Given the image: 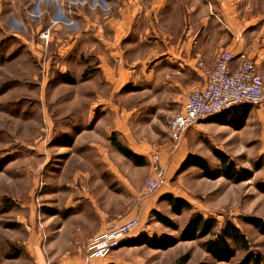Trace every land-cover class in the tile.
I'll list each match as a JSON object with an SVG mask.
<instances>
[{"label": "rangeland", "instance_id": "1", "mask_svg": "<svg viewBox=\"0 0 264 264\" xmlns=\"http://www.w3.org/2000/svg\"><path fill=\"white\" fill-rule=\"evenodd\" d=\"M86 1L89 8L100 3ZM84 8L82 0H0V263L32 264L34 257L29 249L36 243L46 257H51L48 251L54 252L50 245L55 228L47 220L54 213L59 222L63 219L65 183L76 161L69 158L70 152L115 150L103 128L95 127L89 138L98 147L88 146V138L75 142L81 131L92 130L100 118L109 122L106 113L95 105L104 99L120 108V126L112 134L114 140L145 160L160 156L167 179L158 194L165 192L190 204V209H183L179 215L168 203L162 205L159 213L174 222V229L157 223L151 213L139 222L135 237L127 239L130 242L144 233L166 235L175 238L176 245L164 250L146 245L117 247L111 254L117 264H176L181 258L178 264H242L247 252L260 255L264 264V234L244 221L254 217L264 222V106H249L243 117L215 116L200 122L187 130L186 141L173 143L168 121L181 111L189 92L187 79L183 94L170 93L161 76L151 79L148 71L154 70L153 64H146L147 77L141 72V78L128 81L112 97L106 90L99 95L84 94V89L95 90L99 85L97 80H84L99 72L98 64L85 49H69L67 43L79 34L75 29L79 18L76 15V23L64 27L67 21L62 15L65 10L83 13ZM53 24L61 25L58 35ZM145 51L143 45H133L125 48L124 57L133 64L143 59ZM152 72L155 74L156 69ZM101 85L106 88L104 82ZM214 150L225 154L237 170L250 177L233 183L224 177L207 179L196 167L180 171L182 162L192 153L219 174L221 164ZM113 162L121 169L134 166L130 160L124 163L114 156ZM197 214L216 219L218 229L226 221L233 222L244 234L248 251L230 243L231 255L220 260L202 246L211 236L179 241L180 232ZM60 248L70 249V243L60 241L55 253Z\"/></svg>", "mask_w": 264, "mask_h": 264}, {"label": "crops", "instance_id": "2", "mask_svg": "<svg viewBox=\"0 0 264 264\" xmlns=\"http://www.w3.org/2000/svg\"><path fill=\"white\" fill-rule=\"evenodd\" d=\"M82 2L86 5L83 13L65 10L62 15L67 21L64 27H72L76 23L73 18H79L75 25L79 34L67 43L69 49H85L86 55L94 56L98 64L99 72L85 76L84 80H97L99 85L95 90L84 89L86 95L104 94L106 90V94L112 97L128 81L141 78V72L146 77L151 75V79L161 76L163 83L171 88L170 93L183 94L184 79L188 80L187 91L204 86V68L199 64L212 68L221 50H229L235 56L247 53L253 58L257 73L264 78V0H100L92 8L86 0ZM53 26L58 35L61 25ZM133 45H143L146 51L142 60L128 64L124 57L127 54L125 48ZM146 64H153L154 68L148 74H145ZM155 69L154 74L152 71ZM103 82L106 88L101 85ZM99 101L101 103L95 105L106 113L109 122L100 118L92 130L81 131L75 142L79 138H88V146L98 147L89 140L95 129L103 128V134L108 138L116 133L120 126L118 104L104 102V99ZM184 103L185 99L181 110ZM93 107L92 104L89 109ZM233 112L232 108L216 117L235 118L237 115ZM183 147L180 152H183ZM157 155L149 156L146 166L121 169L118 163L113 162V156L124 163L127 159L116 149L72 150L69 158L76 161L65 183L63 219L59 222L58 215L54 213L47 220L55 228V239L50 245L54 252L48 251L51 257H46L36 243L29 249V254L34 257L32 264H117L112 253L105 259L88 258L86 245L89 239L113 224L128 219H138L141 223L167 203L159 199L167 195L165 192L158 194L159 190L156 198L141 195L144 180L154 168L164 167ZM190 155L195 156L188 153L187 157ZM171 171L172 166L169 173ZM130 237L134 238V233ZM60 241L70 243V249L60 248L61 251L55 253ZM4 254L6 260L7 252Z\"/></svg>", "mask_w": 264, "mask_h": 264}, {"label": "built area", "instance_id": "3", "mask_svg": "<svg viewBox=\"0 0 264 264\" xmlns=\"http://www.w3.org/2000/svg\"><path fill=\"white\" fill-rule=\"evenodd\" d=\"M199 66L204 68V86L191 89L182 110L168 121V135L175 144L182 140L190 127L228 112L235 106H264V78L257 73L255 62L247 53L235 56L229 50H221L212 68H205L202 63ZM165 182V169L161 166L154 168L142 184V197L153 196ZM138 229V219L113 224L89 239L87 257L107 258Z\"/></svg>", "mask_w": 264, "mask_h": 264}, {"label": "trees", "instance_id": "4", "mask_svg": "<svg viewBox=\"0 0 264 264\" xmlns=\"http://www.w3.org/2000/svg\"><path fill=\"white\" fill-rule=\"evenodd\" d=\"M63 79L66 80V78ZM233 111V113L237 116L241 115L243 117L249 111V106H235L233 108ZM110 142L113 147L117 151H119L121 155H123L126 159L130 160L133 165L139 167L147 165V162L143 157L135 154L127 147L123 146L120 142L114 140L112 136L110 138ZM213 153L221 164L219 174L213 172L209 168L208 163L205 160L192 155L188 156L185 159V161L180 167V171L182 172L186 171L191 167H196L201 171L203 177L207 179L224 177L225 179H228L233 183H240L246 181L250 177L249 173L237 170L234 164L222 152L214 150ZM161 201H166L170 205L173 213H175L176 215L181 214V211L183 209H190V205L186 201L180 198H175L171 195H166L162 197ZM152 215L154 216L156 222L161 224L162 226L171 229L175 228V224L170 218L163 216L159 212L155 211L152 212ZM244 221L245 223L252 225L264 234V222L262 220L254 217H248L245 218ZM209 236H211L212 238L206 240L202 244V246L209 255L213 256L216 259L222 260L231 255L230 243H235L239 245L245 250V252L248 251V244L244 234L234 225L233 222L226 221L224 225L220 229H218V221L216 219L204 218L200 214L191 217L184 229L180 232L179 241H193L196 239H203ZM177 242L178 241L175 238H172L170 236L155 235L150 237L144 233L140 234L138 237H136L130 242L128 240L123 241L119 247L146 245L151 249L164 250L173 247L177 244ZM181 260L182 258L180 260L178 259L176 261V264H178ZM262 263L263 258L258 254H253L252 252H247L242 261V264Z\"/></svg>", "mask_w": 264, "mask_h": 264}]
</instances>
